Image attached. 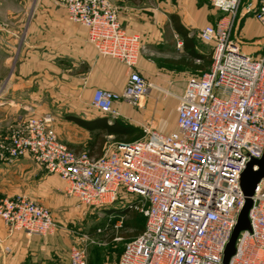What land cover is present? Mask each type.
Segmentation results:
<instances>
[{
    "label": "built area",
    "instance_id": "obj_1",
    "mask_svg": "<svg viewBox=\"0 0 264 264\" xmlns=\"http://www.w3.org/2000/svg\"><path fill=\"white\" fill-rule=\"evenodd\" d=\"M208 1L221 13L197 32L211 47L210 64L185 79L176 96L173 130L158 131L149 122L143 136L92 156L62 142L47 112L19 120L0 139L1 162L31 156L65 182L77 203L105 210L123 200L144 216L142 231L124 241L117 264H223L245 202L241 173L264 152V46L259 54H246L232 37L242 0ZM53 2L70 21L86 27L99 55L128 69L121 91H93V108L112 120L120 115L115 102L141 107L150 89L169 93L134 69L142 38L121 25L109 0ZM244 10L264 28V0L248 2ZM252 169H258L256 163ZM250 199L249 228L239 232L227 264H264V177ZM0 218L10 231L26 235H51L60 227L47 208L25 194L0 198ZM124 219V214H109L108 223L93 233L77 230L69 264H87L88 248L102 243L100 236L109 231H115L113 240H122L118 231Z\"/></svg>",
    "mask_w": 264,
    "mask_h": 264
},
{
    "label": "crops",
    "instance_id": "obj_2",
    "mask_svg": "<svg viewBox=\"0 0 264 264\" xmlns=\"http://www.w3.org/2000/svg\"><path fill=\"white\" fill-rule=\"evenodd\" d=\"M109 1L117 9L121 25L128 32L139 34L142 41L150 40L154 35L155 39H161L159 34L163 36L164 29L172 36V53L176 55L154 58V49H150L149 57L141 51L134 69L151 79L161 74L163 62L179 67L177 73L170 71L169 77L176 78L173 85L167 79L160 80L169 90L165 96L169 97L167 102L177 104L176 96L184 87L179 78L187 77V70L200 69L190 50L194 48L196 52L205 54L190 38L194 33L197 37L199 29L215 22L221 13L206 0H161L155 8L145 6L143 0ZM18 2V8L8 6L6 11L42 15L22 24L17 19L13 26L10 22L0 25V49L5 52L4 62L8 63L10 59L19 61L16 70L7 74L5 80L0 79V139L8 135V128L17 124L18 117L24 118L19 113H47L45 106H54V129L59 139L77 151H87L85 146L92 138V132L68 119V115L83 120L104 116L109 122L143 118L156 126L162 125L165 102L157 88L150 89L142 98L140 106L143 110L140 112L125 102H115L120 115L110 120L107 114L93 108L91 98L96 88L123 89L127 67L114 58L99 55L87 39L86 27L70 21L66 11L53 0ZM248 2L257 3V0H242L232 37L239 41L244 53L256 55L264 46V28L252 14L245 13L244 6ZM171 15H175L180 32L174 28ZM16 194H25L47 208L60 227L51 235H26L21 230L10 231L0 218V264H69L70 248L76 239L71 224L78 219V207L76 198L67 193L65 182L57 174L48 173L29 155L12 163L0 161V198ZM115 204L105 212L124 214L127 219L129 212L118 213ZM99 226L84 231L93 233ZM127 230L132 231L125 229V233ZM114 234L115 231H109L101 235L100 238H105L101 239L102 244L97 245H105ZM120 235L124 240L130 238L122 232Z\"/></svg>",
    "mask_w": 264,
    "mask_h": 264
},
{
    "label": "rangeland",
    "instance_id": "obj_3",
    "mask_svg": "<svg viewBox=\"0 0 264 264\" xmlns=\"http://www.w3.org/2000/svg\"><path fill=\"white\" fill-rule=\"evenodd\" d=\"M144 3L145 6H150L152 8H155L156 5L159 3H161V0H143L142 1ZM206 2L212 7V4L206 0ZM18 4H20L18 2V0H0V25H2L5 22H10L12 23L13 26V22H15L18 19L19 23H23V22H27L29 20H33V19H38L39 17H41L42 14H38V13H31V14H25L23 12H17V13H8L6 11V9L13 5H15V8H18ZM161 9V8H160ZM17 16V17H16ZM22 25H20L21 27ZM23 31V29H22ZM163 36L159 37L161 39H155L154 35L152 37V39H148L147 41H142V45H143V49L142 51L144 52V55L149 57L150 53V49H154L152 51H155L156 53L153 55L154 58H162L163 56H168V55H176L175 53H172V51L174 50L173 48V38L172 36H170L168 34V31L164 29V32L162 33ZM22 35V34H21ZM193 42L194 44L198 47V49L202 50L209 58V60H211V47L206 44L201 42L197 37H196V33L193 34ZM146 49V50H145ZM161 51V53H160ZM0 49V79L3 78V80H5L7 78V74H10V72H13L14 70H16L17 66H18V62L16 59H10L8 63L4 62V55L5 52ZM158 52V53H157ZM182 54V53H181ZM180 54V55H181ZM165 65H163L162 70H160L161 74L159 73V75H156L154 77L148 78L152 83H156L157 85H160V87H163V82H160V80H164L167 79L169 80V82L172 83V85L174 84V80H176L175 77H169L171 76V73H177V70L180 69L177 66H173L172 64H168L166 62H163ZM195 64H200V65H205V61L200 60V63L197 62V59L195 60ZM204 70V69H203ZM201 70V71H203ZM201 71H194V70H187L185 71V74H189V75H198L201 73ZM175 74H172V76H174ZM188 75V76H189ZM187 77H181L179 79H181V82H184L185 79ZM178 79V78H177ZM159 82V83H158ZM156 89V88H154ZM160 94H162V100H164V106H162V110L164 111V117H163V121H162V125H155V123L153 122V126L156 130L158 131H162L164 129H167L168 131L173 129L175 127L174 121L176 120V112H175V107L177 104L173 105L170 102H167V98L169 97H165L167 96L166 94H164V92H161V90H158ZM166 98V99H165ZM131 106V105H130ZM134 107V106H132ZM135 109H137L139 112L140 110H143V107H134ZM46 111L51 112V114L53 113V109L54 106H45L44 108ZM19 113V112H18ZM175 113V114H174ZM21 115L25 117L33 114V113H27L26 111L19 113ZM54 114V113H53ZM17 117V115H15ZM23 119V118H21ZM19 117L17 119V121L21 120ZM16 121V122H17ZM149 121H145L143 118H138L136 120H132V121H123L122 124H124L125 126H127L131 132H130V137L133 139L138 138L143 136L145 133L143 131V128L145 127L146 124H148ZM8 134L14 129V127L12 126L11 128H8ZM7 135V134H6ZM107 146L106 147H112L113 145H115V139H113L112 137L107 138ZM119 203H116L115 206H118ZM76 207H78V219L76 220V223L71 224L72 229L76 232L78 231H84L86 230V228H90L92 226H97V225H105L106 223H108V212H105V210L102 209H97V208H92L90 206H85L82 205L80 203H76ZM127 232H131L130 230H127ZM122 234L125 235V230H122ZM113 236L109 237V239H107L106 244L105 245H97V244H93L88 248V258H87V264L91 261L93 264H117V256H118V251L122 248L123 249V244H124V239L122 240H113ZM126 236V235H125ZM103 238H99V239H104ZM102 244V243H100ZM101 247L102 251H103V255H100L99 258H96L95 256V252H97V249ZM100 248V249H101ZM99 249V250H100ZM102 253V252H101Z\"/></svg>",
    "mask_w": 264,
    "mask_h": 264
},
{
    "label": "trees",
    "instance_id": "obj_4",
    "mask_svg": "<svg viewBox=\"0 0 264 264\" xmlns=\"http://www.w3.org/2000/svg\"><path fill=\"white\" fill-rule=\"evenodd\" d=\"M170 18L174 24V28L176 29V31L180 32L179 26L177 25V23H175V15H171ZM190 39L191 41H193L192 37ZM193 43L191 46H193ZM193 49L194 48L190 50V54L193 57H196L197 59H199V63L201 59L205 61V65L203 66L199 65L200 69L198 71H201L203 69L206 70L210 64V60L208 56L206 54L198 53ZM67 118L74 121L78 125L90 130V132H92V138L86 143V146H85L90 155L92 154L102 155L103 154L105 150L104 148H106L107 146V140H108L106 137L107 135H112V138L115 139V142H128L132 140V138L130 137L131 130L127 126L122 124L121 121L113 120L109 122L107 117H104V116L97 117L92 120H83L74 115H68ZM116 203H119L118 204L119 206L115 208V211H117L118 213H122L126 211L129 212V217L124 220L123 228L120 230L119 234H121L122 230H125V229H132L131 232L125 233V235L129 237L134 236L138 234L139 232H141L144 227V221H145L144 216L138 211L127 208L124 205L123 200L121 202H116ZM114 220L115 219H113L112 222ZM100 248L101 247H99L97 249V252H95L96 258H99L100 255H103L104 249L102 251V248L101 249ZM121 250L122 248L118 251L117 260H118ZM88 264H93V263L90 261Z\"/></svg>",
    "mask_w": 264,
    "mask_h": 264
},
{
    "label": "water",
    "instance_id": "obj_5",
    "mask_svg": "<svg viewBox=\"0 0 264 264\" xmlns=\"http://www.w3.org/2000/svg\"><path fill=\"white\" fill-rule=\"evenodd\" d=\"M254 163H256L258 166L257 170L252 169V165ZM262 177H264V152L260 159L257 160L253 159L250 162H248L245 169L241 173L240 187L242 189L243 194L245 195V202L238 215L237 223L233 229L230 240L225 247L223 254V264H227L230 256L234 253L235 241L239 232L243 229L249 228L247 213L251 205L250 196L252 195L258 181Z\"/></svg>",
    "mask_w": 264,
    "mask_h": 264
}]
</instances>
